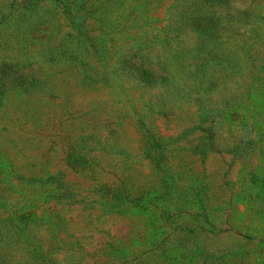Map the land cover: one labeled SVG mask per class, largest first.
Instances as JSON below:
<instances>
[{"label":"rangeland","instance_id":"obj_1","mask_svg":"<svg viewBox=\"0 0 264 264\" xmlns=\"http://www.w3.org/2000/svg\"><path fill=\"white\" fill-rule=\"evenodd\" d=\"M1 63L0 264H264V0H0Z\"/></svg>","mask_w":264,"mask_h":264},{"label":"trees","instance_id":"obj_2","mask_svg":"<svg viewBox=\"0 0 264 264\" xmlns=\"http://www.w3.org/2000/svg\"><path fill=\"white\" fill-rule=\"evenodd\" d=\"M134 54L132 52L127 53L125 57L122 59V65L124 67V71L126 70L127 73H130L133 78L138 80L139 82L145 84L155 83L159 76H155L151 66L148 64L145 65L143 61L141 62H133ZM10 65V64H9ZM6 63L0 64V94L4 90L6 86L11 84L12 86H19L23 82L21 80V76L17 77L16 79L8 78L7 71L11 72V65L9 66ZM15 80V81H14ZM261 189L264 190V178L261 182Z\"/></svg>","mask_w":264,"mask_h":264}]
</instances>
